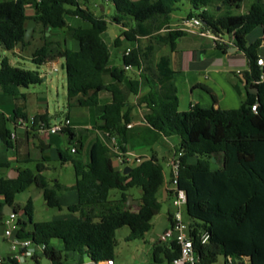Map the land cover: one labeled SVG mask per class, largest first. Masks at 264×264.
<instances>
[{
	"label": "trees",
	"instance_id": "trees-1",
	"mask_svg": "<svg viewBox=\"0 0 264 264\" xmlns=\"http://www.w3.org/2000/svg\"><path fill=\"white\" fill-rule=\"evenodd\" d=\"M99 1L0 0V46L9 52L30 46L34 38L30 42L24 38L29 21L34 20L41 27L42 44L33 52L32 61L42 66L64 59L68 107H97L102 92L112 94V102L104 107L95 129L118 136L124 159L135 106L130 104L123 84L128 82L127 92L134 96L147 87L148 92L138 98V106L146 107L145 122L164 137L180 140L175 149V154L182 153L177 182L187 194L190 236L200 261L215 264L222 256L225 264L228 257L242 264H246L245 259L248 264H264V67L258 64L262 40L248 46L254 30L264 28V0H254L244 14L235 11L242 8L245 0ZM184 1L191 5L187 18L202 19L205 29L219 39L226 35L233 38L234 46L247 58L249 70L240 80L241 85L235 86L244 97L241 108L224 110L195 104L190 111L181 112L176 73L169 57L162 56L158 63H152L155 46H168L174 52L178 40L187 34L170 29L171 15ZM98 3H107L115 11L98 15L93 10L100 6ZM68 18L81 20L89 27H76ZM109 22L121 28L114 48H121L124 43L129 47L122 56L123 65L111 70L112 81L107 83L105 75L112 53L103 35ZM68 40L78 42L79 48L68 47ZM143 40L147 42L145 46ZM213 41L218 49H223L218 40ZM129 69L137 70L138 77L129 76ZM42 82L39 72L14 66L7 57L0 61L3 94L25 100L24 91ZM19 111L15 110L10 119L28 122L27 114L21 116ZM40 122L50 127V115L35 116L34 126ZM88 131L67 128L63 134L70 138L68 146L59 151L61 162L71 163L75 169L72 189L78 194V202L67 208L73 217L36 222L29 201L23 210L26 218L18 219L16 237L45 245L43 256L53 264H63L70 253L90 259L92 264L114 259L117 232L128 226L131 234L127 241L143 237L162 209L158 192L166 176L159 158H141L125 175V169L114 165V154L97 139L90 148L89 162L85 163L80 156L84 143L79 136ZM73 147L77 148L76 153H72ZM4 166L8 164H0V168ZM50 169L49 161L42 160L37 162L35 172L26 169L16 179H0V227L7 218L5 206L12 207L18 215L16 196L32 185L42 190L47 206L61 208L59 196L68 188L48 179ZM132 188H139L142 193L137 210L127 204ZM113 190L121 192L119 199H110ZM206 232L210 240L203 244L201 236ZM179 253L175 242H159L153 248V264H172ZM42 258L36 255L33 261L42 264ZM2 264L18 262L8 257Z\"/></svg>",
	"mask_w": 264,
	"mask_h": 264
},
{
	"label": "rangeland",
	"instance_id": "rangeland-1",
	"mask_svg": "<svg viewBox=\"0 0 264 264\" xmlns=\"http://www.w3.org/2000/svg\"><path fill=\"white\" fill-rule=\"evenodd\" d=\"M254 0H246V7L252 5ZM248 8V7H247ZM93 10L98 14L101 15L102 11L100 7H93ZM191 10V5L188 1H184L179 4V9L175 11L172 15V23L176 24L177 22L181 21L185 18ZM112 13L115 11L114 7L109 6L107 10V14ZM30 12V10H28ZM236 12V11H235ZM238 13V11L236 12ZM68 21L73 24L74 26H82V27H89L88 23L82 22L78 19L68 18ZM36 33L33 35L34 40L32 41L30 47L26 52L25 55H30V51L34 46H38L37 43H42L40 40L41 38V27L36 25L35 28ZM63 33V31H61ZM121 34V28L117 25L109 22L108 24V32L106 35V39L110 40L109 38L114 41L118 36ZM58 35V38L61 37ZM228 39L227 35L225 36ZM71 42L70 48L76 47L79 48L78 42L74 40H68ZM146 40L143 41V46L146 45ZM210 45L213 46V43L210 39H206L200 37L195 34L187 33L177 42V48L174 53L170 52V48L167 46L166 48L161 47L159 53L157 55H164L170 54L173 59V68L175 71L180 72L178 77V86H179V97L181 101V110L188 111L189 104H190V88L189 83H192L193 80L196 78L197 73L193 71L195 62L193 58L191 59L190 67L188 66L187 71L185 67H187V57L196 54V51L200 50L203 46ZM128 44L123 45L121 48H112V61L110 66L107 70L105 75L106 81H111L110 72L115 67H121L122 64V54L128 47ZM210 51L206 48L205 51L202 52V55L208 54ZM197 55V54H196ZM9 57L11 60H15V55L12 52L6 51L4 48L0 46V61L5 58ZM186 62V63H185ZM185 63V64H184ZM17 67H21L25 70L29 71H36L39 72L41 77L43 78V82L39 85L31 86L30 87V94L32 95L31 100L28 104L25 103L24 100H17L7 95H4L6 99H9L8 102L0 101V164H8V166H4L0 168V179L3 177H8L12 171L20 172L26 169H30L32 171L37 170V162L39 160H32L30 162H24L23 154L26 152V143H27V128L26 122L21 123L18 125L12 119L14 118V110L18 107V105H23L28 108L29 114L33 115L37 113L38 106H37V99L38 96L41 109L44 111H49V115L51 117V124L54 125L56 123V118L60 117L61 120L65 119V115L68 114L70 121L78 122L83 125H90L96 124L99 119L100 111L102 110L101 107H92V108H84L79 106H72L68 107V95H67V84H66V71H65V61L64 59H60L58 61L51 62L48 64H44L42 66H37L32 62V60L26 59L19 64H15ZM185 66V67H184ZM129 76H135L133 73H128ZM47 77L48 80H44ZM212 77H214L212 75ZM211 77V79H212ZM125 89V94L128 96L129 101H134L135 96L129 94L127 92L128 82L123 84ZM202 96L205 99H209V95L203 91H200ZM197 99V98H196ZM105 100L103 99L104 103ZM191 102H194L193 100ZM229 102L233 103V100L229 98ZM103 105V104H102ZM232 106L235 108L237 104L234 103ZM12 118V119H10ZM29 127L31 129V120L28 121ZM17 135V139L11 138V135ZM55 138H60L57 135H54ZM164 137L159 136L156 138H143L142 140H136L135 143L132 144V149L134 147L135 151L138 154L144 155L145 153L151 154L152 149L156 146L157 148H171L173 151V145L179 143L178 137H172L166 140ZM19 146H18V144ZM68 146V145H67ZM66 146V147H67ZM131 149L130 146H128ZM27 155V154H26ZM34 155V154H32ZM49 155V154H48ZM160 163L165 168V173L168 179H171L170 175V168L167 166L166 160L160 154L159 157ZM49 165L51 167L50 171L47 173V177L49 180H59L63 185L68 187H73L75 185V169L71 163H62L56 156L49 160ZM171 186L173 187L172 183ZM166 185L164 184L159 192L158 198L162 204V209L160 213L154 217L152 220V228L151 230L146 233L143 237H140L134 241H127V237L131 234V229L128 226L121 228L117 232V241L118 246L115 250V259L117 263L121 264H153L154 263V256H153V246L156 245L161 236L166 232L168 228V213L169 211L174 210L172 205V196H169L166 193ZM128 195L132 197L135 202L140 201L141 199V190L139 188H132L128 191ZM121 196V192L118 190H113L110 193L111 200H117ZM128 196V197H129ZM31 201L33 209H34V220L36 222L42 221H50L53 219H67L71 217V213L68 211L67 207L59 208H52L47 206L43 192L39 189L36 185H32L26 191L18 194L15 200V206L18 210V219H23V210ZM183 219L186 224L191 223V218L189 217L186 208L182 211ZM5 232V227H0V257L3 259L8 258L11 255V244L8 241H4L3 235ZM26 264H32L31 260H27ZM215 264H225V258L220 256L218 261Z\"/></svg>",
	"mask_w": 264,
	"mask_h": 264
},
{
	"label": "crops",
	"instance_id": "crops-1",
	"mask_svg": "<svg viewBox=\"0 0 264 264\" xmlns=\"http://www.w3.org/2000/svg\"><path fill=\"white\" fill-rule=\"evenodd\" d=\"M98 5H100L99 7H100L102 13L105 12L106 10H108V8H109L107 3L106 4L98 3ZM245 5H246V0H245V3L243 4L242 8L240 10H237L238 13H236V14L246 13L250 7L248 5L247 6L248 8H247ZM190 12H191V10H190ZM187 16L185 18H187ZM185 18H183L181 21L177 22L176 24L175 23L173 24L171 22L170 29L171 30L172 29H178V27L181 25L182 21ZM164 31H166V30H164ZM107 32L103 35V38L111 50L112 48H114V41H112L111 38H109L110 40L106 39ZM203 38H205V37H203ZM227 38L228 39H226V37H223L221 40V44L223 45V49H218L216 44L214 43V41L212 39L206 38V39H210L212 41L213 46L205 45L200 50L196 51L197 55L195 54V55H193V57L192 56L187 57V61H186L187 67L184 66L186 68V70H184V71H187L188 66L190 67V64L192 62L191 59L193 58V61L195 62V65H196V66H194L193 71H195L197 73V76L193 80V82L189 83L190 98H191L190 100L191 101L193 100L194 102L190 101L188 111H190L192 106L195 104H198L204 108H210V107L214 106L216 108H221L224 110L239 109L242 107L243 102H244V97L241 96L237 92L235 86L240 84V80H244V73L249 70V64H248L247 58L243 55V53L241 51H239L238 48H236L234 46L233 38H231L229 36ZM257 40H262V44H261L260 48L258 49V56H259V58H262L264 60V28H262V27H259L256 30H254V32L249 36L248 46L255 43ZM41 44L37 43L38 46L35 45L34 48H32V50L30 51V55L29 54L25 55V52L32 46H28L26 48L19 47V48L15 49L14 51H11L15 55V58H16L15 60H11L9 57H7V58L10 60L12 65H14V63L19 64L20 62H23L26 59L32 60L33 52ZM67 44H68V47H70L71 42L68 41ZM125 44L126 43H124V45ZM142 44H143V42H142ZM161 47L166 48L167 46H155V50L151 53V61L155 65L156 63L159 62V60L162 56H168L169 57L171 68L176 73L175 83H176V87L178 90L177 94L179 97V86H178V80L179 79H178V77L180 75V72H177L174 70L173 59H172V56L170 54L157 55L159 53V51H160L159 49ZM206 48L210 51L209 56H208V54L202 55V52L205 51ZM72 49L77 50L76 47H74ZM124 52H123V54H124ZM170 52L174 53L175 51L173 52L170 50ZM123 54H122V56H123ZM263 67L264 66H262V68ZM128 72L135 74V76H131V77H138V75H139V72L135 69H129ZM153 74H155V72ZM212 75L214 77H212ZM211 77H212V79H211ZM44 80H48L47 77H45ZM111 81H108L107 83H110ZM29 90H30V88H28L24 91L27 95V98L24 100L26 104H28V102L31 100V97H32ZM148 90L149 89L147 87L142 88L140 95L135 96L134 101H130V104L135 106V108H134V112H133L134 120L131 123L132 128L128 129V134H127L128 143L126 144V149H127L126 156L129 160V163L125 165V168L127 166L132 167L134 165V160L136 158H139V159L150 158L153 155H155L159 158L160 154L166 160L167 166L169 167L168 161L175 155V149L179 144L178 143V144L173 145V151L171 150V148H165L164 149V148H159V147L157 148L155 146L154 149H152L151 154L145 153L144 155L138 154L135 151L134 147L132 149L131 143L132 142L135 143L136 140H142L145 137H147L149 139L150 138H152V139L156 138L157 139L159 136L164 137L162 134H159L158 132L154 131L145 122L144 114L146 112V107L145 106H138V98L140 96L145 95L148 92ZM200 91L207 93L209 95V99H205L202 96ZM4 95L5 94H3L0 91V101L5 103V102H8L9 99L3 98V97H5ZM229 98L231 100H233V103L229 102ZM36 99L38 102L37 103L38 111H37V113H35L33 115L29 114L28 108L26 106L18 105V107L15 109V110H17V109L20 110L19 114L21 116L23 114H27L28 121L31 120V123H32L31 129H30L28 122L24 121V122H26V128H27V132H29V134H27V143H26V148H25L26 152L23 154L24 157L21 160H23L24 162H30L32 160L49 161V160L53 159L55 156L60 160L59 151L61 149L66 148L70 138L65 134H58L57 136L60 137L58 139V138L53 137L54 135H51V134L39 133L38 125L34 126L33 119L37 115L49 114V111H44L43 109H41V105H40L41 103L39 101L38 96H36ZM103 99L105 100L104 103H102ZM112 99H113L112 94L109 92H102L100 94V103L97 107L102 106V110L100 111L99 117L102 115L104 107L107 104L111 103ZM179 101H180V97H179ZM234 103L237 104V107H235V108L232 106V104H234ZM180 111L181 112H188L185 110L184 111L181 110V101H180ZM65 117H68V114L65 115ZM60 119H61L60 117H57L56 122H58ZM21 120L22 119L17 120L18 125L19 124L21 125ZM17 121H14V122L17 123ZM97 123L96 124H90V125H83L81 123H78V122L74 123L73 121H71L72 127L77 128V129H88L89 130L87 133L81 134V136H79V139H81L84 143L83 148L80 150V156L82 157V159L85 163L89 162L90 148H91L92 144L97 139H101L104 143L108 142V139L106 138V133H105L106 131H103L102 129H95V126L97 125ZM51 126H52V124H51ZM11 138L17 139V135L12 134ZM164 138L166 140L169 139L166 137H164ZM18 146H19V144H18ZM128 146H130L131 149H129ZM32 154H34V155H32ZM214 159H213V162L215 163L216 159L215 160ZM114 165L117 166L118 168H120L119 164L116 161H114ZM219 166L220 165H218V167ZM10 175H13L16 178L19 176V175L13 173V171L10 173ZM170 175H171V168H170ZM165 176H166V173H165ZM55 181L60 182L59 180H55ZM165 185H166L165 190H166V193L169 196V200H170V192L169 191L172 189V186H171V179H168L167 176H166V180H165ZM63 186L67 187L68 189L66 191H63L60 194L59 199H60L61 207H67L68 208L69 206L74 205L78 202V194L75 190L72 189V187L70 188L66 185H63ZM139 204H140V201H138V204L132 205L134 210L138 209ZM173 212H174V210L169 211V213H168L167 218H168V225L169 226L166 229V231L171 226L170 215L173 214ZM23 216H24L23 219H25L26 217H25L24 212H23ZM72 217H73V215L69 218H72ZM3 238H4V235H3ZM4 241H6V240H4ZM159 242H161L163 244L169 243V242L163 241L162 236H161V239ZM154 246H153V248H154ZM42 257H43L42 258V261H43L44 256L42 255ZM0 259H3V258L0 257ZM27 260L28 259L23 260V262H21V264H26ZM114 260L116 262L115 258H114ZM31 261H32V264H35V262L33 260H31ZM92 263L93 262L90 259H87V258L82 259L80 257V255L75 254V253H70L68 258L64 261L63 264H92ZM245 263L248 264V259H245ZM116 264H121V263L116 262ZM137 264H141V263H137Z\"/></svg>",
	"mask_w": 264,
	"mask_h": 264
},
{
	"label": "built area",
	"instance_id": "built-area-1",
	"mask_svg": "<svg viewBox=\"0 0 264 264\" xmlns=\"http://www.w3.org/2000/svg\"><path fill=\"white\" fill-rule=\"evenodd\" d=\"M179 30L198 35L200 37L210 38L212 40H218L221 43L222 39L215 37L209 30L205 29V24L202 19L193 17L185 18L181 25L178 27ZM130 50L127 51V53ZM258 64L264 66V60L259 58ZM262 81H264V75L262 76ZM257 106H253V110L256 111ZM34 120V119H33ZM21 123H24L21 120ZM72 127L69 118L65 117L64 120H59L54 125L46 127L44 123L40 122L38 125V131L41 134H51L58 135L63 134V132ZM128 128H132L129 125ZM106 138L108 142L104 144L109 148V150L114 154L113 162L116 161L120 168L125 169V165L129 163L128 158L124 159V154L121 150L120 140L118 136L106 131ZM14 137V136H13ZM77 148H72V153H76ZM182 153L175 154L169 161L168 165L171 168V183L173 185L172 189L169 191L172 196V205L174 212L172 214L171 226L163 234L162 240L165 242H175L179 246V256L175 258L172 264H205L202 263L195 251L194 241L190 236V224H186L182 211L187 207L188 199L187 194L184 190L178 188L177 178L179 176V170L181 165ZM135 162H140L139 158L134 160ZM5 232L4 240L10 242L11 244V255L10 258L15 259L18 264H21L23 260L29 259L33 260L34 257L42 256L44 254L45 245H39L34 243L32 240H23L16 237V232L19 230L17 214H12L7 216L4 222ZM210 240V234L208 232L201 236V242L203 244L208 243ZM3 263V259H0V264ZM100 264H116L114 259L101 262ZM226 264H242L240 262L234 261L231 257L226 259Z\"/></svg>",
	"mask_w": 264,
	"mask_h": 264
},
{
	"label": "water",
	"instance_id": "water-1",
	"mask_svg": "<svg viewBox=\"0 0 264 264\" xmlns=\"http://www.w3.org/2000/svg\"><path fill=\"white\" fill-rule=\"evenodd\" d=\"M35 28H36V22L34 20H30L28 25H27V29H26V34H25V38H24L25 42H30L31 41V39H32V37L34 35V32H35ZM251 93L256 94L257 90H251ZM131 169L132 168L130 166H127L125 168V170H124V174L127 175L131 171ZM13 173H15L17 175L20 174V172H14V171H13ZM8 177L10 179H16V177H14L13 175H9ZM127 204L129 206H132L133 204H135V205L138 204V202H135L133 200V198L129 196ZM4 214H5V216H10L12 214H16V211L12 207L7 205V206H5ZM42 263L43 264H52V261L49 258L44 257Z\"/></svg>",
	"mask_w": 264,
	"mask_h": 264
}]
</instances>
